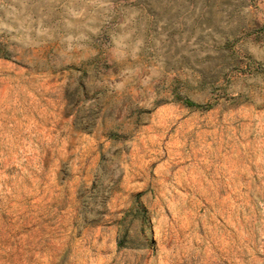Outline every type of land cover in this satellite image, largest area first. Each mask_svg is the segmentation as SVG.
<instances>
[{
	"label": "rangeland",
	"instance_id": "374dc122",
	"mask_svg": "<svg viewBox=\"0 0 264 264\" xmlns=\"http://www.w3.org/2000/svg\"><path fill=\"white\" fill-rule=\"evenodd\" d=\"M0 264H264V0H0Z\"/></svg>",
	"mask_w": 264,
	"mask_h": 264
},
{
	"label": "trees",
	"instance_id": "16d2710c",
	"mask_svg": "<svg viewBox=\"0 0 264 264\" xmlns=\"http://www.w3.org/2000/svg\"><path fill=\"white\" fill-rule=\"evenodd\" d=\"M184 103H185L187 106H190V107H193V106L201 107V105L195 104V103H193L192 101H190L189 99H184Z\"/></svg>",
	"mask_w": 264,
	"mask_h": 264
}]
</instances>
